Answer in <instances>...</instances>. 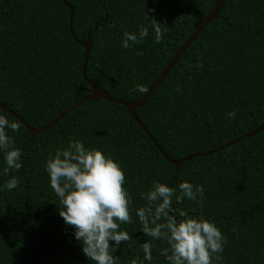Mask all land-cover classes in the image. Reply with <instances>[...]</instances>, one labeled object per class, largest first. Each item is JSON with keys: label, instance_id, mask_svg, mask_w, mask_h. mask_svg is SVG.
Returning <instances> with one entry per match:
<instances>
[{"label": "trees", "instance_id": "1", "mask_svg": "<svg viewBox=\"0 0 264 264\" xmlns=\"http://www.w3.org/2000/svg\"><path fill=\"white\" fill-rule=\"evenodd\" d=\"M64 1L72 9L73 37L90 44L87 80L111 98L135 101L143 93L132 89L149 86L215 0ZM144 13L167 27L160 43ZM141 26L149 28L148 36L123 49V32ZM82 56L61 0H0V103L31 128L90 93L80 74ZM133 113L171 160L264 127V0H224L216 18ZM8 134L23 153V167L4 175L0 152V264H94L74 238V227L59 215L46 171L47 158L70 140L100 150L124 171L135 222L121 225L133 239L114 253L120 264L143 260L141 244L150 239L135 215L147 203L142 195L154 182L178 189L184 181L203 186V207L174 200V214L178 220L181 211L203 215L216 224L227 241L220 264H264V131L184 161L176 172L123 107L99 99L77 106L39 135L30 137L21 125ZM13 176L20 183L9 191L4 185ZM153 244L151 264H168L159 254L166 242Z\"/></svg>", "mask_w": 264, "mask_h": 264}, {"label": "clouds", "instance_id": "2", "mask_svg": "<svg viewBox=\"0 0 264 264\" xmlns=\"http://www.w3.org/2000/svg\"><path fill=\"white\" fill-rule=\"evenodd\" d=\"M144 18L154 30L155 42L160 43L167 27L146 13ZM148 34L147 26H141L138 32L124 31L121 47L130 49L142 43ZM132 91L145 93L147 89L136 85ZM227 117L235 119V110ZM9 129L19 131L20 123L10 122L6 115H0V152L6 163L4 175L23 167V153L15 146L8 134ZM46 171L50 186L59 198V215L66 225L74 227V238L81 243L84 255L94 264H120L114 253L121 243L133 239L129 232L121 229V225L135 222L133 201L124 187L126 177L120 164L98 149L86 148L80 140H70L66 147L56 148L54 155L47 158ZM19 183V177L13 176L4 187L11 191ZM142 198L147 203L136 209L135 215L142 226L140 230L150 239L141 244L143 260L137 256L130 264H144V261L151 264L153 241L156 240L168 245L159 249L168 264H220L227 241L216 224L203 215L194 216L181 211L182 219L178 220L174 214V200L182 203L187 199L203 207L202 185L184 181L177 189L154 182Z\"/></svg>", "mask_w": 264, "mask_h": 264}, {"label": "water", "instance_id": "3", "mask_svg": "<svg viewBox=\"0 0 264 264\" xmlns=\"http://www.w3.org/2000/svg\"><path fill=\"white\" fill-rule=\"evenodd\" d=\"M224 0H215L211 8L209 9L207 15L202 19V21L198 24V26L193 30V32L188 36V38L181 44V46L178 48V50L175 52V54L171 57L169 62L166 64V66L161 70V72L156 76V78L149 84V86L146 88L147 91L143 93L137 100L135 101H123L115 98L109 97L103 90H100L93 86L86 78L85 75V64L87 60V55L89 52L90 44L89 41L86 39L84 41H78L73 37L72 30H71V16H72V9L71 7L65 3L64 0H61V3L64 7L68 9V30L70 36L73 38L76 45L81 46L83 48V56L81 61V67H80V74L82 80L88 85L90 89V93L86 95L85 97L77 100L76 102L69 105L67 108H65L62 112H60L58 115H56L51 121H49L47 124L40 128H31L27 123L20 118L18 115L13 113L10 109L5 107L0 103V111L11 117L13 120L18 121L20 125L25 129V131L29 134L30 137H33L35 135H39L46 130H48L51 126H53L56 122L61 120L64 116H66L70 111H72L77 106L90 101L94 99H99L107 103H111L114 105H119L124 108L126 114L130 117V119L133 121V123L142 131V133L146 136V138L150 141L152 146L155 148V150L158 152V154L161 156V158L169 165L173 166L175 168V172L180 167V165L189 159L198 158V157H204L207 155L215 154L231 145H234L238 142H240L242 139L249 138L254 136L258 131H264V127H260L257 129H254L253 131L244 134L230 142H227L223 144L222 146L208 151L204 153H197V154H190L187 155L179 160H171L168 158L164 152L159 148L153 137L148 133V131L145 129V127L140 123V121L136 118L133 111L135 109L140 108L149 95L153 92V90L156 88V86L162 81V79L167 75V73L170 71V69L174 66V64L177 62L178 58L182 55V53L191 45V43L197 38V36L202 32V30L210 24L212 20H214L217 16V13L219 9L221 8Z\"/></svg>", "mask_w": 264, "mask_h": 264}]
</instances>
